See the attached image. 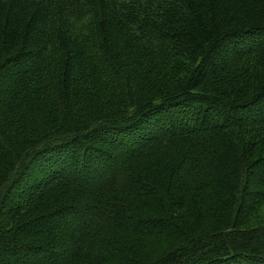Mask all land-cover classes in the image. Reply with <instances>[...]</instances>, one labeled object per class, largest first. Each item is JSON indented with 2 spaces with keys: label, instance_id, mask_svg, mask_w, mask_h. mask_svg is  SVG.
<instances>
[{
  "label": "trees",
  "instance_id": "1",
  "mask_svg": "<svg viewBox=\"0 0 264 264\" xmlns=\"http://www.w3.org/2000/svg\"><path fill=\"white\" fill-rule=\"evenodd\" d=\"M0 264H264V0H0Z\"/></svg>",
  "mask_w": 264,
  "mask_h": 264
}]
</instances>
